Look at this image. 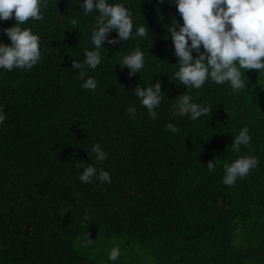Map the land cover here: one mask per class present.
<instances>
[{"label":"trees","instance_id":"1","mask_svg":"<svg viewBox=\"0 0 264 264\" xmlns=\"http://www.w3.org/2000/svg\"><path fill=\"white\" fill-rule=\"evenodd\" d=\"M80 2L49 0L44 19L24 25L41 37V62L0 70L8 117L0 125V264H113L108 254L117 246L115 264H264V73L247 71L249 88L239 92L209 81L192 94L212 113L197 121L174 115L188 89L173 75L179 64L168 27L182 17L175 0H127L134 30L146 24L148 36L105 41L101 64L88 69L97 91L85 90L72 64L94 50L97 14L84 16ZM15 23L0 21V43L10 44L3 29ZM136 47L145 67L130 77L118 62ZM156 80L164 100L152 120L132 90ZM170 122L179 132L166 130ZM245 126L251 144L234 152L229 146ZM94 144L108 153L100 164ZM241 155L256 156L258 167L225 186L223 163ZM78 163L107 170L112 182H80ZM235 231L263 240L238 250Z\"/></svg>","mask_w":264,"mask_h":264},{"label":"clouds","instance_id":"2","mask_svg":"<svg viewBox=\"0 0 264 264\" xmlns=\"http://www.w3.org/2000/svg\"><path fill=\"white\" fill-rule=\"evenodd\" d=\"M48 3L49 0H0V21L13 18L16 21L14 26L3 29L10 44L0 43V70H31L41 62V37L31 27L24 25L29 20H43ZM77 4L84 16L94 12L97 15L91 29L94 50H85L83 62L74 59L72 69L77 71L78 79L83 81L82 88L95 93L98 80L88 75V69L95 70L104 59L101 53L104 42L111 45L130 39H145L149 29L143 24L134 30L133 11L126 6L127 0L112 3L109 0H82ZM175 4L183 23L174 19L168 27L179 64L173 75L175 81H179L188 90L177 96L172 109L174 115H186L192 121H197L212 113V108L211 105L195 103L192 90H200L211 81L216 85L227 83L233 92H239L249 88L248 77L245 75L247 71L264 73V0H175ZM70 23L72 28H77L79 20L72 18ZM113 30L117 32V36L109 38ZM118 64L121 69L127 67L130 77L135 76L145 67V53L140 47H136L123 56ZM132 91L140 105L146 108L150 118L157 120V109L164 100L161 81L156 80L147 87H140L138 84ZM136 111L135 105L126 110L133 119ZM7 118L4 107L0 105V125ZM166 130L179 132V128L171 122L166 125ZM249 131L247 126L243 127L234 135L229 148L239 152L242 146H250L252 137ZM91 151L95 155L96 164L108 159V153L100 144H94ZM258 165L259 159L254 155H241L231 162H224L222 183L233 187ZM77 168L83 169L78 179L84 184L92 183L93 180L109 184L112 182L109 172L95 164L82 166L78 163ZM207 168L210 173L215 172L216 164L213 160L207 163ZM83 219H89L88 212H85ZM85 240L91 242L89 234L85 236ZM120 255V248L114 247L108 254V260L115 264Z\"/></svg>","mask_w":264,"mask_h":264},{"label":"rangeland","instance_id":"3","mask_svg":"<svg viewBox=\"0 0 264 264\" xmlns=\"http://www.w3.org/2000/svg\"><path fill=\"white\" fill-rule=\"evenodd\" d=\"M248 236L244 233H240L238 231H235L234 233V245L236 246V248L238 250H242L245 246L247 245H254L255 243L257 242H260L263 240V236L262 235H259L256 239L254 240H251V239H248L247 238Z\"/></svg>","mask_w":264,"mask_h":264}]
</instances>
